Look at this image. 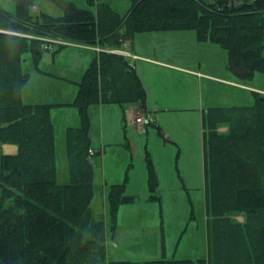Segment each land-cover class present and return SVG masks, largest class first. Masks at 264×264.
<instances>
[{
    "label": "trees",
    "instance_id": "1",
    "mask_svg": "<svg viewBox=\"0 0 264 264\" xmlns=\"http://www.w3.org/2000/svg\"><path fill=\"white\" fill-rule=\"evenodd\" d=\"M13 1V11L0 7V145H17L16 153L0 154V264H131L108 260L106 252L118 209L133 198L125 193L127 175L106 187L105 217L92 205L91 159L103 148H91L89 108L132 104L144 111L146 89L127 56L103 48L120 47L141 31L189 29L196 40L227 50L229 70L252 80L256 71L264 73V0H129L124 13L105 0H87L89 9L69 1L59 16L30 11L34 0ZM56 38L103 50L95 52L70 101H23L24 54L37 63L45 39ZM251 92V104L209 106L202 116L207 254L143 264H264V96ZM61 105L74 106L80 116L79 126L66 129L62 183L51 115ZM222 125L226 130L219 131ZM143 157L155 199L157 170L149 150Z\"/></svg>",
    "mask_w": 264,
    "mask_h": 264
},
{
    "label": "rangeland",
    "instance_id": "2",
    "mask_svg": "<svg viewBox=\"0 0 264 264\" xmlns=\"http://www.w3.org/2000/svg\"><path fill=\"white\" fill-rule=\"evenodd\" d=\"M69 1L82 8H92L87 0H34L33 8L59 16L64 14V6ZM105 1L122 13L128 9L130 4L129 0ZM0 7L13 11L16 2L0 0ZM194 35L193 30L171 29L141 31L134 36L127 49L132 53L144 54L149 60L140 57L128 58L137 74L143 77V87L146 89L145 100L149 108L145 110L154 116L155 122L126 124L127 135L132 143L130 145L133 150L132 158L122 151L123 153L115 156L109 155L102 163L98 156L91 159L96 161V169L100 168V174L101 168H105L106 171L114 169V172L120 170L122 177L123 172L127 171L129 182L125 193L129 195L135 193L138 198H141L144 197L148 188L144 178L147 169L142 157L145 153L143 145L146 143L157 175L161 179L157 185V193H160L161 189L163 191L175 189V192H178L175 198L170 195L166 199V204L177 207L176 220L170 224L172 228L178 227L179 223L184 225L187 221V215L184 213L187 207H189L188 214L191 215L190 226L193 222L197 223L199 219L203 220L204 217L203 114L207 112L209 106L251 104L255 99L251 90L255 87L264 89V73L256 71L254 79H240L228 68L227 50L211 41H198ZM75 50L80 53L79 58H76V65L84 62L87 66L89 60L86 57H91V53L84 55L86 53L84 48L72 45L63 46L55 51L45 49L37 63L30 53L24 54L25 59L22 66L23 70L28 73V79L23 92L27 96L34 97L33 99L24 98L25 101L43 100L38 102H45L73 99L77 93V82L80 80L79 70L76 69L73 72L69 68L70 61L75 60L70 52H75ZM225 79L244 83L245 86L230 84ZM72 108L75 111L74 107ZM92 108L93 106L89 108L90 125H92L89 135L93 133L92 135L95 136V130L99 128H96L92 120L94 121V114L98 116V113ZM54 112H52L54 119L60 122ZM68 117L69 124L63 123L64 125H78L74 120H70L73 118L71 114ZM101 119L102 117L99 118V123ZM220 129L224 131L226 126L222 125ZM99 190H101L100 185L97 183L94 202L96 204L102 199V196H99ZM184 190H187L189 195ZM185 226L188 225L185 224ZM137 229L142 232L141 228ZM137 233V231L134 233L125 231L126 239L128 237L131 240L123 241L117 249L120 253L125 251L132 259L143 250L142 245L135 239ZM200 237L199 240L195 234L194 239L187 242V245L196 247L197 255L193 254L196 257H202L201 250H204L203 237L202 235ZM181 252H178L179 255Z\"/></svg>",
    "mask_w": 264,
    "mask_h": 264
},
{
    "label": "crops",
    "instance_id": "3",
    "mask_svg": "<svg viewBox=\"0 0 264 264\" xmlns=\"http://www.w3.org/2000/svg\"><path fill=\"white\" fill-rule=\"evenodd\" d=\"M68 45H73L74 47H77V48L79 47L84 48L86 52L84 55L90 52L92 56L86 57V59L89 60L88 64L91 62L92 58L94 57L95 50L93 46L90 47V46L83 45V44L81 45L68 44ZM70 54L75 57V60L72 62L70 61L69 68L73 70V72L76 69H78L80 72V77H81V74L83 73L84 69L87 68L88 65L85 66L86 64H84V62L83 64L80 62L76 65L77 63L75 62L76 58H79L78 55H80V53H78L77 50H75V52H70ZM135 54L138 55V57H140L141 59L149 60V58H147L144 54H141V53H135ZM48 74L53 75L52 73H48ZM137 75L140 76L139 74ZM140 79L143 84V81H144L143 77L140 76ZM225 80H229V79H225ZM26 83L24 84V86L26 85ZM24 86H23V89H24ZM23 89H22L23 100L25 101L24 98H27V97L32 98V96L30 95L27 96V94L23 92L24 91ZM24 93H25V96L23 95ZM41 96L44 97L43 95ZM147 97H148V93H147ZM70 100H67V101H70ZM38 101H43V100L25 101V102L35 103ZM59 101L67 102L66 100H58V101L47 100L45 102L46 103L47 102L58 103ZM72 107L74 106L61 105L59 107L53 108L51 111V115H52V112L55 111L54 115L60 121L58 122L56 119H54V116L52 115V118H53L52 120L55 126V138L57 142L56 148L58 149L57 157H58V162L60 165V167L58 168V172H57L58 180L60 183L64 182L68 177L67 161H66L67 149H65L66 129L71 126L77 127L79 126V123H80V116L77 113L76 108L74 107L75 109L74 111ZM146 108L147 110H149L147 102H146ZM92 109L97 111L98 113V116L94 114V121L92 120V123L96 125V128H99V129L97 131L95 130V134H94L95 136L92 135L93 133L90 134L92 138L91 148H95V147L103 148V151L98 156L99 159H101V163L102 161L104 162V160H106V158L109 155L115 156L119 153H123L122 151H125L127 154L130 155L129 157L132 158L133 150L130 146L132 144L131 140L129 139V136L127 135L128 130L126 128L127 130L126 133L123 131V125L126 124L125 118H126L127 110L132 109L131 106L126 105L125 107L122 108L118 104L115 105L112 103H105V104L101 103V104L93 105ZM90 112L92 113V111ZM69 114L73 116V118H71L70 120L71 121L74 120L76 123H78V125H64L63 124V123L69 124V122H67V120L69 119L68 117ZM100 117H102V119H101V122L99 123ZM146 129H147V126H146ZM158 131L161 134V131L160 130ZM143 146H144L143 152H145V150H149L146 143H144ZM3 152L7 154H14L17 152V145L15 143L14 144L2 143V145H0V153H3ZM143 160H144V157H143ZM93 164H94V169L96 171L94 180H95L96 185L97 183L98 185H100L101 190H99V196L100 197L102 196V199H101V202L99 201L97 204L94 203L95 202V199H94L92 205L95 206V209L97 211L99 209V213L102 211L101 217H105L106 205H105L104 191L109 183L120 182L125 177L127 171H125V173L123 172V177H122V172L120 170L117 172H114V169H109L110 171H106L105 168L104 169L101 168V174H100L99 172L100 168L99 170L96 169V166H97L96 161H94ZM144 178L148 184L147 172ZM158 181L161 182V179L159 178V176H158ZM96 185H95V190H96ZM157 189H156V193H157ZM184 191L189 195V192L187 190H184ZM159 192L160 193H157L158 198L151 199L149 197L150 192H149V187H148L144 197L138 198L137 194L132 193L130 194V195H133V198L131 201L121 203V206L117 212V216H118L117 225L119 226L117 228L119 229L116 230L113 237H111L109 234L106 239L107 240L106 252H107L108 260L114 258V259H119V260H128L129 262H131V264H143V261H145L146 259H158V257L165 258V259L198 258L194 256V255H197L196 247L194 246L191 247L187 245L188 240H192L195 234L197 235L199 240L201 239L200 235H202L203 237V249L204 250H201L202 257H204V255L207 254V251H208L207 237H206L207 235V225H206L207 214H205V207L203 209V214H204L203 220L199 219L197 223L193 222L190 226L189 218L191 217V215L188 214L189 207H187L184 210L185 215H187V221L184 223V225L183 223L182 224L179 223L177 224L178 227L172 228L170 227V224L174 223L176 220L175 213L177 212V207L174 205L166 204L167 203L166 199L170 195L173 198H175V195L176 193L178 195V192H175V189H170L167 191H163L161 189L159 190ZM203 202H204V198H203ZM204 206H205V202H204ZM185 224H187L189 228L188 226H185ZM137 228H141L142 232L138 231ZM179 228H180V232L177 234V230H179ZM125 231H130V233H134V231H137L138 235L136 236L135 239L143 247L142 248L143 250L141 251V253H139L134 259L129 257L125 253V251L120 253L117 250L119 249V246L121 243H123V241H126L127 239L131 240L128 237L126 239V236L124 235ZM149 247H151L152 249H150ZM109 248H111L112 250L110 251ZM181 251L187 254H182ZM178 252H181V255H179Z\"/></svg>",
    "mask_w": 264,
    "mask_h": 264
},
{
    "label": "built area",
    "instance_id": "4",
    "mask_svg": "<svg viewBox=\"0 0 264 264\" xmlns=\"http://www.w3.org/2000/svg\"><path fill=\"white\" fill-rule=\"evenodd\" d=\"M111 51H119V52H122L121 50H117V49H114V50H111ZM124 53V52H123ZM144 119H143V117L140 115V116H136L135 117V119H134V121L135 122H141V121H143Z\"/></svg>",
    "mask_w": 264,
    "mask_h": 264
},
{
    "label": "bare ground",
    "instance_id": "5",
    "mask_svg": "<svg viewBox=\"0 0 264 264\" xmlns=\"http://www.w3.org/2000/svg\"><path fill=\"white\" fill-rule=\"evenodd\" d=\"M73 46V45H72ZM150 124V123H149Z\"/></svg>",
    "mask_w": 264,
    "mask_h": 264
}]
</instances>
